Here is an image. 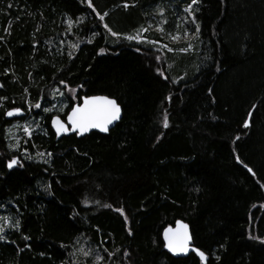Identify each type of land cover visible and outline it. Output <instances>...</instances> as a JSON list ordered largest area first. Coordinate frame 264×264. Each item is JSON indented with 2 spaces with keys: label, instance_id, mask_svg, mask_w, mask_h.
<instances>
[{
  "label": "trees",
  "instance_id": "16d2710c",
  "mask_svg": "<svg viewBox=\"0 0 264 264\" xmlns=\"http://www.w3.org/2000/svg\"><path fill=\"white\" fill-rule=\"evenodd\" d=\"M90 3L0 0V264H201L163 249L179 219L204 264H264V0H198L191 19V0ZM148 25L184 39L125 38ZM95 94L120 120L57 138L51 117Z\"/></svg>",
  "mask_w": 264,
  "mask_h": 264
},
{
  "label": "snow or ice",
  "instance_id": "6c2138e0",
  "mask_svg": "<svg viewBox=\"0 0 264 264\" xmlns=\"http://www.w3.org/2000/svg\"><path fill=\"white\" fill-rule=\"evenodd\" d=\"M85 2L88 3L89 8L93 7L92 4L90 3V0H85ZM197 2L198 0H191V3H189L187 7H185L184 9V11L188 13L190 17L193 16V12L191 11V9L193 8V5L196 4ZM124 6L128 7L127 4H125ZM100 19L103 20V16H101ZM66 23L70 25L71 21H66ZM192 23L196 25V32L192 33L191 35L193 36L198 35L200 26L199 24H197L194 17L192 19ZM105 27L107 28V25H105ZM7 31L8 29L5 28V32ZM140 31L142 32L144 31V29H141ZM111 34L117 35V33L114 32ZM184 35L189 36V33L185 31ZM125 38L128 40L137 39L139 42L138 37L126 36ZM172 39L176 40L178 39V37L173 36ZM71 47L74 48L75 45H72ZM100 51H104V50L101 49ZM157 59H159V57ZM5 72H7V69L5 70ZM160 74L163 75V73ZM70 91L75 92V89H71ZM79 99H81L83 103L72 104L71 111L67 112V124L71 125V128L66 127L65 124L62 123V121L58 119L56 116L52 117L51 123L53 128L55 129V133L57 136H59L62 132L67 133L69 131H74L76 135H81L82 133L87 132L90 128L99 129L101 132H105L108 130L107 126L111 124L113 121L117 120L120 116L121 108L115 99H110L106 96H84V97H80ZM34 106L40 107L39 102H37V104ZM253 107L256 106L253 105ZM44 111L48 112L50 111V109L45 108ZM20 112H21L20 108H13L5 111L4 115L11 117L13 115L20 114ZM251 115L252 113L251 111H249L248 116L250 117ZM248 125H249V120L246 118L243 122V126L247 127ZM163 126L164 127L168 126V121L166 116L163 121ZM23 131L27 136L30 134L31 129L29 127H24ZM157 139H159V137H157ZM9 147L14 148L16 146L10 145ZM40 155H43V153H40ZM16 164H18V160L15 156H13L12 159L7 162V167L11 169ZM248 171L251 172L252 170L248 169ZM262 187H264V185H262ZM104 207H111V205H104ZM261 207H264V205H261ZM121 215H123L122 211H121ZM4 224L5 226H8L7 218H4ZM176 224H177L176 229H171V228L164 229V233H163L164 241H165L164 246L170 252L173 253H177V252L187 253L189 251V236L187 233V225L182 224L180 221H177ZM15 226L16 229L19 230L18 221ZM0 231H3V228H0ZM24 239H28V238L24 237ZM249 239H253V240L258 239L260 240L261 243H264V238L257 237L254 235H250ZM0 240H4V236L0 235ZM191 251L194 252L197 257H199L201 264H204V261L206 259L205 253L195 247H193ZM84 255L87 256L89 255V253L85 252ZM108 255L111 256L112 253H109ZM125 255H127V252H125ZM102 259L103 258L101 256L97 255L94 264H99V262ZM217 259H219V257H217Z\"/></svg>",
  "mask_w": 264,
  "mask_h": 264
},
{
  "label": "rangeland",
  "instance_id": "374dc122",
  "mask_svg": "<svg viewBox=\"0 0 264 264\" xmlns=\"http://www.w3.org/2000/svg\"><path fill=\"white\" fill-rule=\"evenodd\" d=\"M191 18L192 17H190L188 15V19H191ZM151 31H155L158 35L163 36L161 34V31H162L161 25L160 26H157V27L156 26H153V25H148V27L146 29H144V31L139 32V33H135V34H133L131 36L138 37L139 41H143V40H146L147 39L146 35L150 34ZM168 35H169V37H166V36L164 37L163 36V39H165L163 41H155V40H151V39H149L147 41H149L150 43L156 45L160 49H168V50H170V49H172L171 48L172 47V44H174V43H176V44L182 43L181 42V39H184L178 32L175 33V34H171L170 33ZM173 36L178 37V39L173 40L172 39ZM133 40L138 42L137 39H133ZM166 41H170L171 43H168ZM69 93H70V95H73V92L72 91H69ZM76 103H78V101H76ZM61 107L62 106H60L59 109H61ZM24 127H29L30 128V123L29 124L28 123H25V122H22V123H13L9 127V129L7 131L8 132V135L11 136V137H13V138L15 137V139H16V136H17L18 133L24 132L23 131Z\"/></svg>",
  "mask_w": 264,
  "mask_h": 264
},
{
  "label": "water",
  "instance_id": "95a60500",
  "mask_svg": "<svg viewBox=\"0 0 264 264\" xmlns=\"http://www.w3.org/2000/svg\"><path fill=\"white\" fill-rule=\"evenodd\" d=\"M89 96H106V97H108V98H110V99H114V98H112V97H109V96H107V95H103V94H95V95H89ZM84 97V96H83ZM81 103H83V101L82 100H80V102L79 103H75V104H81ZM121 108V107H120ZM69 111H71V108L67 111V112H69ZM23 114V111L21 110V112H20V114H16V115H13V116H11V117H9V116H6V118L7 119H11V118H14V117H17V116H21ZM53 116H56L58 119H60L61 121H62V123H64L65 124V126L66 127H68V128H71V125H68L67 124V113H66V115H65V117H64V119H62L59 115H53ZM52 116V117H53ZM52 117H51V120H50V127H51V129H52V131L54 132V134L56 135V133H55V129L53 128V126H52V123H51V121H52ZM120 118H121V112H120V116H119V118L117 119V120H115V121H113L111 124H109L108 126H107V131H105V132H101L99 129H94V128H90L87 132H85V133H82L81 135H77L78 137H80V136H84L85 134H88L89 132H91V131H96V132H98V133H101V134H106L119 120H120ZM75 132L74 131H69V132H67V133H61L59 136H57L56 135V137L57 138H59V137H61V136H63V135H69V134H74ZM177 221H180L182 224H184V225H187V233H188V236H189V251L187 252V253H181V252H177V253H173V252H170L167 248H165V246H164V244H165V241H164V236H163V233H164V229L165 228H171V229H176V227H177V224H176V222ZM161 238H162V241H163V249L167 252V253H169L171 256H173V257H185L186 255H188L190 252H192L191 251V249L194 247L193 245H192V238H191V234H190V229H189V226H188V224L186 223V222H184L183 220H176L175 221V223L173 224V225H167L166 227H164L163 228V230L161 231ZM206 256V255H205ZM205 261H206V259H205ZM205 261H204V263H205Z\"/></svg>",
  "mask_w": 264,
  "mask_h": 264
}]
</instances>
